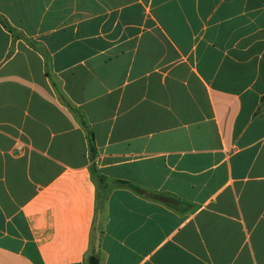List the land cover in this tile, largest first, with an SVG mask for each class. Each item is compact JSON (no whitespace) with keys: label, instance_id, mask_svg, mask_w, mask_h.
<instances>
[{"label":"crops","instance_id":"1","mask_svg":"<svg viewBox=\"0 0 264 264\" xmlns=\"http://www.w3.org/2000/svg\"><path fill=\"white\" fill-rule=\"evenodd\" d=\"M89 257L264 264V0H0V264Z\"/></svg>","mask_w":264,"mask_h":264},{"label":"water","instance_id":"2","mask_svg":"<svg viewBox=\"0 0 264 264\" xmlns=\"http://www.w3.org/2000/svg\"><path fill=\"white\" fill-rule=\"evenodd\" d=\"M98 260L94 257L88 258V264H97Z\"/></svg>","mask_w":264,"mask_h":264},{"label":"trees","instance_id":"3","mask_svg":"<svg viewBox=\"0 0 264 264\" xmlns=\"http://www.w3.org/2000/svg\"><path fill=\"white\" fill-rule=\"evenodd\" d=\"M90 149H91V151H93L92 147H90ZM139 191H141V190H139ZM162 200L167 201L166 198H162Z\"/></svg>","mask_w":264,"mask_h":264}]
</instances>
